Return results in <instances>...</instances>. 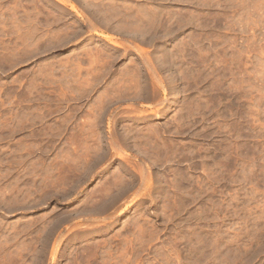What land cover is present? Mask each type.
I'll use <instances>...</instances> for the list:
<instances>
[{
    "label": "rangeland",
    "instance_id": "374dc122",
    "mask_svg": "<svg viewBox=\"0 0 264 264\" xmlns=\"http://www.w3.org/2000/svg\"><path fill=\"white\" fill-rule=\"evenodd\" d=\"M0 264H264V0H0Z\"/></svg>",
    "mask_w": 264,
    "mask_h": 264
},
{
    "label": "bare ground",
    "instance_id": "6f19581e",
    "mask_svg": "<svg viewBox=\"0 0 264 264\" xmlns=\"http://www.w3.org/2000/svg\"><path fill=\"white\" fill-rule=\"evenodd\" d=\"M97 12V11H96ZM159 38V37H158ZM154 39V38H153ZM169 59V58H168ZM172 84V83H171ZM137 87V86H136ZM144 87V86H143ZM173 88V87H172ZM141 92V91H140ZM176 92V91H175ZM164 132V131H163ZM129 134V133H128ZM127 134V135H128ZM98 137V136H97ZM130 143V142H129ZM145 146V145H144ZM97 147V146H96ZM141 148V147H140ZM146 150V149H145ZM156 150V149H155ZM98 156V155H97ZM96 170V169H95ZM68 173V172H67ZM71 182V181H70ZM118 182V181H117ZM116 184V183H115ZM103 189H105V188H103ZM103 191V190H102ZM48 192V191H47Z\"/></svg>",
    "mask_w": 264,
    "mask_h": 264
}]
</instances>
